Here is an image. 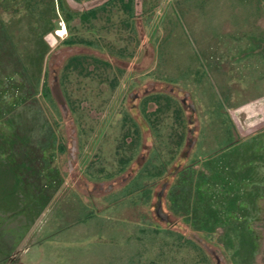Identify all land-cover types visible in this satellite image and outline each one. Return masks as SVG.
Listing matches in <instances>:
<instances>
[{"label": "rangeland", "instance_id": "374dc122", "mask_svg": "<svg viewBox=\"0 0 264 264\" xmlns=\"http://www.w3.org/2000/svg\"><path fill=\"white\" fill-rule=\"evenodd\" d=\"M0 217V264H264V0H0Z\"/></svg>", "mask_w": 264, "mask_h": 264}, {"label": "trees", "instance_id": "16d2710c", "mask_svg": "<svg viewBox=\"0 0 264 264\" xmlns=\"http://www.w3.org/2000/svg\"><path fill=\"white\" fill-rule=\"evenodd\" d=\"M75 1H77V0H75ZM129 1V0H128ZM129 5V4H128ZM95 14H96V8H90V9H88V10H85V11H83L82 13H81V18L82 19H86V18H89L90 16L91 17H93V16H95ZM71 59H73V60H77L76 62L78 63L79 61H78V57H76V56H74V57H72ZM244 144V143H243ZM227 147H229V146H227ZM217 162V160L215 161L214 160V162L212 163L213 164V167H215L216 166V163ZM246 165V164H245ZM256 166V165H255ZM257 171V172H256ZM216 172V171H215ZM248 174H247V182L248 183H245V181H243V183L241 182V181H238L235 177H234V181L232 180L227 186H225V185H222V187H223V190H224V188H228L229 189V191H228V193H226V194H224V196H223V198L224 199H226L227 200V198H229L230 200H229V202H227L226 204H229L230 205V207H229V212L232 214L233 212L235 213L236 211H237V209H241L244 205H243V202H244V199L245 198H243L242 196L240 197L238 194H235V195H232L231 194V191H237V189H239V190H246L247 192L245 193L246 194V196L247 197H250L249 196V193L250 192H248V190H249V188L248 187H258L257 186V184H260L261 182L260 181H258V178H260V174H259V171L258 170H256V168L255 169H250L248 172H247ZM218 173H214V175L216 176ZM261 177H263V175L261 176ZM252 178V179H251ZM255 188V189H256ZM231 194V198L230 197H228L229 195ZM256 195H258V194H256ZM223 199V200H224ZM236 199H240V200H236ZM224 204H225V202H224ZM243 205V206H242ZM223 211H224V208H223ZM223 213V212H222ZM226 213V212H225ZM224 213V214H225ZM226 215V214H225ZM234 215V214H233ZM235 216V215H234ZM226 217V216H225ZM0 219H1V217H0ZM224 220H226V219H224ZM223 220V221H224ZM227 221V220H226ZM222 222V221H221ZM220 223V222H219Z\"/></svg>", "mask_w": 264, "mask_h": 264}, {"label": "water", "instance_id": "95a60500", "mask_svg": "<svg viewBox=\"0 0 264 264\" xmlns=\"http://www.w3.org/2000/svg\"><path fill=\"white\" fill-rule=\"evenodd\" d=\"M159 205H160V203H159ZM160 209V208H159Z\"/></svg>", "mask_w": 264, "mask_h": 264}]
</instances>
